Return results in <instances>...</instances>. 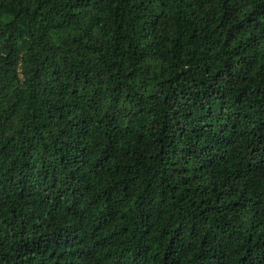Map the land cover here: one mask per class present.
I'll return each instance as SVG.
<instances>
[{
	"label": "trees",
	"instance_id": "1",
	"mask_svg": "<svg viewBox=\"0 0 264 264\" xmlns=\"http://www.w3.org/2000/svg\"><path fill=\"white\" fill-rule=\"evenodd\" d=\"M0 264H264V0H0Z\"/></svg>",
	"mask_w": 264,
	"mask_h": 264
}]
</instances>
